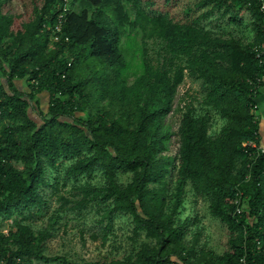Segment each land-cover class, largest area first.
<instances>
[{
    "label": "trees",
    "instance_id": "1",
    "mask_svg": "<svg viewBox=\"0 0 264 264\" xmlns=\"http://www.w3.org/2000/svg\"><path fill=\"white\" fill-rule=\"evenodd\" d=\"M11 1L0 0V219L25 216L0 232L1 264H71L44 255L47 231L24 222L46 208L62 162L67 178L98 170L102 184L58 195L55 219L87 216L102 246L117 217L130 226L127 252L84 264H264V155L242 146L260 145L259 0H198L184 14L203 10L184 22L147 13L152 0H82L80 8L76 0H31L17 13ZM244 15L249 38L215 30L243 26ZM185 78L198 89L173 105ZM194 101L223 120L217 133ZM175 114L169 155L166 120ZM188 191L227 229L222 254L198 247L197 217L176 219ZM140 236L146 242L137 244Z\"/></svg>",
    "mask_w": 264,
    "mask_h": 264
},
{
    "label": "rangeland",
    "instance_id": "2",
    "mask_svg": "<svg viewBox=\"0 0 264 264\" xmlns=\"http://www.w3.org/2000/svg\"><path fill=\"white\" fill-rule=\"evenodd\" d=\"M198 0H171L165 2V0H152L153 5L145 8L147 13L152 15L168 14L176 21L184 22L196 13H200L203 9H197L194 13H190L185 16L184 12L189 6L194 9V3ZM22 2L30 6L31 0H12L8 3L10 11L15 13L23 11ZM82 0L75 1V7L80 8ZM246 19L243 26L236 25H222L219 29H231L236 36L245 38L250 37V26L247 22L248 17L244 15ZM210 20L209 22H211ZM217 25V24H216ZM206 28L212 29V25L206 23ZM198 86L196 83L188 78H185L183 83L179 85L177 89V95L174 99L173 105L177 104V100L185 92L192 94L197 91ZM175 107V106H174ZM195 113L204 114L209 116V134H215L224 124L223 120L215 112H210L200 107V105L194 101ZM179 115H169L166 120V125L169 129L170 135L168 139V154L174 155L177 149V128L179 124ZM246 143V142H245ZM59 171L53 174L52 183L57 182V190L51 188L45 189V200L47 202L46 208L41 210L40 214L33 217L31 220L24 221L31 225L33 231L46 230L48 238L44 241L43 253L46 256H62L71 264H84L85 262L103 261L105 256L111 258L112 256L119 257L123 253L129 250V244L126 237L130 235V226L125 218L117 217L113 222L112 234L108 236V240L103 242L101 239V231L99 226H95L90 219L85 216L79 218L69 213L61 214L60 219H55L53 215L59 213V203L57 201L58 195L71 198L74 190L82 185L100 186L102 184L101 172L95 170L89 175L81 176L78 178H67V164L66 162L60 163L58 166ZM129 179L127 174L120 176L121 182H126ZM172 185V184H171ZM25 216V212L22 211L19 216L17 213L12 214L10 217L0 219V232L6 234L13 226L14 219H21ZM198 218L197 227L201 228V237L199 246H204L206 249L213 251L215 254L220 255L228 248L229 233L225 226L218 220L213 219L208 215L206 205L199 199H195L191 192L188 191L183 204L181 205L176 219L183 221L186 218L193 219ZM195 227L190 226L188 232L194 231ZM94 236V238H93ZM191 233L187 234L189 239ZM146 242V240L140 236L137 239V244ZM136 246V245H134ZM33 264H43L41 262L34 261Z\"/></svg>",
    "mask_w": 264,
    "mask_h": 264
},
{
    "label": "crops",
    "instance_id": "3",
    "mask_svg": "<svg viewBox=\"0 0 264 264\" xmlns=\"http://www.w3.org/2000/svg\"><path fill=\"white\" fill-rule=\"evenodd\" d=\"M16 88L18 90H26V84L24 81L21 80H16L14 82ZM260 102H259V111H258V116H259V122H258V126H259V130H258V134H259V143L261 146H264V78H263V86L260 89ZM39 100L44 103L45 101H47V95L42 93L38 96Z\"/></svg>",
    "mask_w": 264,
    "mask_h": 264
},
{
    "label": "built area",
    "instance_id": "4",
    "mask_svg": "<svg viewBox=\"0 0 264 264\" xmlns=\"http://www.w3.org/2000/svg\"><path fill=\"white\" fill-rule=\"evenodd\" d=\"M64 1H67V0H64ZM259 11L264 15V0H259ZM58 30L59 29L57 27L56 28V31H58ZM255 53H256V58L259 60V63H263L264 62V50H261L260 51L258 49H255ZM255 82H256L255 83V87H256L255 89H256V91H260L261 87L259 85L262 82V78L261 79L260 78L257 79ZM252 83H254V82L252 81ZM242 146L243 147H249L251 149H254V150H256V153L257 154L264 155V146H261V145L257 144L254 141H250V142L243 143ZM237 202H238V199H236V202L235 203H237ZM0 264H1V262H0Z\"/></svg>",
    "mask_w": 264,
    "mask_h": 264
}]
</instances>
